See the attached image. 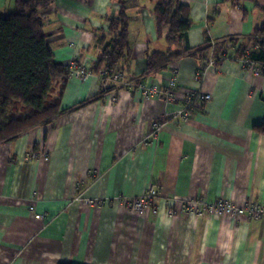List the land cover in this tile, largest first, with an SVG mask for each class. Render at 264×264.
Masks as SVG:
<instances>
[{
	"label": "crops",
	"instance_id": "1",
	"mask_svg": "<svg viewBox=\"0 0 264 264\" xmlns=\"http://www.w3.org/2000/svg\"><path fill=\"white\" fill-rule=\"evenodd\" d=\"M136 1L128 10L134 79L101 93L98 74L63 77L52 92L61 113L0 144V264H264V216H171L162 206L169 198L264 204V71L183 56L149 72L147 54L168 49L169 27L158 34L156 0ZM182 1L194 23L179 49L206 36L250 37L264 20V0ZM8 3L0 0V13ZM121 7L55 0L42 16L56 60L92 71L100 39L110 38L106 18ZM173 79L181 94L169 101ZM140 85L158 92L145 97ZM189 91L211 98L185 119ZM150 185L160 208L144 218L130 202Z\"/></svg>",
	"mask_w": 264,
	"mask_h": 264
},
{
	"label": "trees",
	"instance_id": "2",
	"mask_svg": "<svg viewBox=\"0 0 264 264\" xmlns=\"http://www.w3.org/2000/svg\"><path fill=\"white\" fill-rule=\"evenodd\" d=\"M232 1L239 4L259 0ZM54 3L55 0H15L13 12L0 13V144L12 142L25 131L52 121L62 111L61 99L53 100L52 92L59 79L70 78L71 70L56 60L42 16ZM119 3L122 7L118 14L106 18L110 38L100 39L101 51L91 71L100 75L101 93L117 88L119 83L112 81L116 73L124 75V82L134 79L128 10L137 1L119 0ZM150 13L158 34L165 27H169V34L167 50L147 54L149 72L166 69L183 56H190L202 67L210 58L218 62L248 60L264 66V20L255 26L250 37L212 43L206 36L199 47L187 44L179 49L194 23L191 6L182 0H156ZM257 129L264 132V124Z\"/></svg>",
	"mask_w": 264,
	"mask_h": 264
},
{
	"label": "built area",
	"instance_id": "3",
	"mask_svg": "<svg viewBox=\"0 0 264 264\" xmlns=\"http://www.w3.org/2000/svg\"><path fill=\"white\" fill-rule=\"evenodd\" d=\"M245 65H249V67L257 70V71H264V66L257 69L255 63H251L248 60L243 62ZM71 70L70 78L74 76H81L83 78L87 77L90 74V70L86 67L80 66L75 61L71 62L67 66ZM124 75L121 73L114 74L112 81L115 83H119L123 80ZM177 87V82L173 79L168 89L166 90L165 96L166 99L169 101H176L179 98L180 92L175 90ZM142 88L145 97L153 96L157 94L158 89L151 85H140ZM185 94L190 95L187 101L186 111L184 113V118H189V109L196 106V104L200 102L207 101L211 98L210 94H203L198 92H186ZM115 100V97L112 98ZM162 124L155 122L152 124V131L151 134L153 136H157L158 133L161 131ZM158 192L153 185H150L148 189L135 198L133 201L130 202L131 209L139 214L141 217H148L153 212L158 211L160 206L158 205ZM165 203H162V206L166 209L167 213L171 216L175 214H182L184 216H202V215H213V216H222V215H229V216H237L241 215L245 212H249L255 216H264V204H254L251 205L249 208H242V207H234L229 201L227 200H218V201H205V200H196V199H186L181 200L178 198H169L164 200ZM157 208V210H156ZM45 215L38 214L36 218L43 219Z\"/></svg>",
	"mask_w": 264,
	"mask_h": 264
},
{
	"label": "rangeland",
	"instance_id": "4",
	"mask_svg": "<svg viewBox=\"0 0 264 264\" xmlns=\"http://www.w3.org/2000/svg\"><path fill=\"white\" fill-rule=\"evenodd\" d=\"M2 13L1 14H9L15 10V3L14 0H9V3L7 4L6 8H2Z\"/></svg>",
	"mask_w": 264,
	"mask_h": 264
}]
</instances>
